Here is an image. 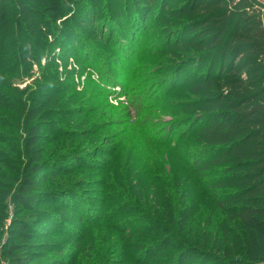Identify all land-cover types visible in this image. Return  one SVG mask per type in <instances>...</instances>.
Masks as SVG:
<instances>
[{"label":"trees","instance_id":"1","mask_svg":"<svg viewBox=\"0 0 264 264\" xmlns=\"http://www.w3.org/2000/svg\"><path fill=\"white\" fill-rule=\"evenodd\" d=\"M34 1L38 8L42 6L37 0ZM52 1L49 13L54 14L55 17L40 20L39 12L22 3L23 1L0 0V110H4L0 113L1 119L14 120L16 124L14 128L20 125L18 121L22 115L28 118L30 114L28 121H31L34 118L31 112L35 115L39 114L40 120L43 119L44 116L38 107H34L31 112L25 108L27 98H24L21 85L38 75L33 69L35 65L39 64V75L36 81L46 78L51 66L57 67L53 64L55 60L51 57V53L56 47L63 50L66 40H61V36L55 38L54 33L52 36V30L56 29L57 22L65 24L69 20L68 18L62 21L61 16L66 10L75 12L76 4L81 0H65L61 4L59 0ZM148 1L152 2V0ZM85 2L87 4L91 0ZM189 2L175 14L193 18L183 23L179 29L165 30L166 36L159 42L152 34L154 31L156 34L160 33L156 29H161V24L169 23L167 20L169 1H164L161 5L164 17L159 14L153 22L154 26L148 28L145 25L140 26L141 32L137 46L141 51L137 52V49H134L126 55L128 62L138 63L141 68V61L138 62V59L144 53L143 50L145 53L149 51L142 49L140 42L147 40L151 53L173 52L176 54L177 61L174 67L170 68L172 72L168 69V76L164 83L161 84L163 79L160 78L157 81L154 80L156 83L154 85L142 81L143 78L133 77L134 74H132L126 78L128 85L126 83L127 87L123 89V94H126V99L134 110L139 111L136 112L135 120L138 121L137 125L147 142L174 150V157L177 156L178 160L188 167L190 171L188 177L192 179L193 187L207 199L209 208L206 213L204 211L203 214L194 218L193 213L187 208L182 211L183 213L181 212L183 215L181 221L185 220L188 224H192L193 229L199 228L198 233L192 234L189 230V234L192 235L184 236L182 233L184 234L186 229L180 220L177 221L176 215H172V212L160 205H154L155 211L152 212L144 209L139 205L137 198L130 193L127 181L119 187L112 183L114 180H111L105 184L104 197L97 201V208L94 206L96 200L94 199L93 202L88 203L89 208L84 212L87 225H94V227L86 230L82 236L79 235V231L69 230L68 233L70 237L76 239L75 241L86 245L85 248L81 245L79 247L82 249L81 253L86 251L83 256L89 259V264L115 263L114 258H111L112 254H109L108 250L111 246L107 240L108 234H115L113 231L119 233L120 238L117 240L123 251L121 260L125 264H188L189 260L199 253L203 255L201 264H264V24L262 8L255 0H240L239 3L233 0H190ZM98 4H95V7ZM138 6L139 4L136 5L137 8ZM141 9L140 20L147 21L150 9L144 6ZM95 10L93 12V9L92 11L87 9L84 18L93 17V24L101 27L102 34L98 38H104L106 43L111 44L114 40L110 23L112 18H109L108 14L97 15ZM128 13L132 18V11ZM235 17L236 26L225 36L229 20L233 21ZM35 25L40 32L49 36L51 41L48 37L42 41L35 40L32 36L24 39L29 36L28 33ZM105 30L107 37L104 36ZM69 31L71 35L75 33V30L69 29ZM77 32L81 39V41L78 40L80 47L78 49L69 47L65 55L79 59L82 50L87 51V55L90 52H98L92 48V44L80 28ZM25 40H28L27 44ZM123 40L125 42V39ZM44 44L48 45L49 50H41ZM116 45L119 46L118 43ZM25 51L28 54L24 55ZM43 57L47 58L45 68L40 66V59ZM100 58L101 60L98 58L96 62H91L93 63L91 67H97L100 64L101 68L105 65L102 55ZM191 70H194V76H187L190 75ZM124 71L127 75L128 69ZM164 73L161 71L158 74L165 75ZM108 87L112 88V86ZM74 92L75 94L85 93L78 91L76 86ZM186 98L192 99L186 100ZM158 103L162 104V108L169 110L171 120L155 121L150 117ZM13 108H18L20 112L18 118L14 117L17 114L16 110H12ZM199 109L204 112L195 113ZM183 113H186V116L180 117ZM140 118L143 119L138 120ZM57 132L65 136L69 130L62 127L57 129ZM31 133L33 135L34 130ZM92 133L88 130L89 135ZM5 140L2 146L4 150L0 149V175L1 168H5L8 178L15 179L19 175H24L30 164L21 162L11 167L9 163L13 161V156L18 154L19 150H16L13 145L8 147L9 136ZM49 141V136L44 138L47 147L51 144ZM114 143L112 147L95 148L89 155L78 154L75 157L50 159L43 163L49 166L58 165L60 170L64 169L67 175H71L75 167L78 170L85 167H99L93 163L94 160L91 157L102 156L108 159L106 160L108 162H104L108 167L106 169L116 165L119 170L117 174L125 179L129 168L126 164H129V169L132 171H136V168H145V158L142 153L139 156L136 150H131L133 154L127 156L124 161L119 155L121 142L117 140L116 145ZM188 143L191 146L202 145L196 156H191L192 154L188 152L187 156L191 160L183 158L180 152L176 153L178 150H183L182 147L189 146ZM47 147L45 145V148ZM23 153L29 159L34 158V155L31 157L32 151L23 150ZM72 163L80 164L72 166ZM58 166L53 167L58 168ZM16 169L21 170L16 171ZM22 180V183L17 186L15 200L26 211L38 214L39 211L33 203L40 198L30 196L32 188L27 180ZM159 182L171 184V180H159ZM4 186L9 184L0 186V189ZM156 197L158 198L159 194ZM63 201L61 203L59 200L60 204L66 205V201ZM98 213L100 215H97ZM199 217L202 218L199 219ZM179 223L182 227L181 231H177L175 227ZM102 228L104 237L100 238L102 242L99 245L95 243L98 239L95 236L100 237L99 231ZM16 229L14 233L25 237V243L32 242L33 236L27 233L26 225H16ZM18 248L19 245H13L8 252L9 257L16 261H18L16 256ZM21 263L24 262L21 261Z\"/></svg>","mask_w":264,"mask_h":264},{"label":"rangeland","instance_id":"2","mask_svg":"<svg viewBox=\"0 0 264 264\" xmlns=\"http://www.w3.org/2000/svg\"><path fill=\"white\" fill-rule=\"evenodd\" d=\"M20 1L38 11L40 20L42 18L53 19L55 17L54 14L49 13L51 11L49 6H52V0H37L42 5L39 8L35 5L34 0ZM54 1L56 2V0ZM85 1L81 0L76 4L77 10L75 12L64 11L61 20L68 18L69 20L65 24L57 22L56 29L52 30V36L54 33L56 34L55 38L61 36V40H66L63 50L56 47L51 53V57L55 60L53 64L57 65V67L51 66L47 72L48 76L36 81L35 79L39 75V64L35 65L33 69L38 75L21 85V90L24 91V98H27L25 108L31 112L34 107H38L44 116L43 119L40 120L39 114L35 115L34 112H31L34 117L31 121H28L30 114L28 118L22 115L18 121L20 125L14 128L16 125L14 120L10 118L1 119L0 113V149L4 150L2 146L5 144V138L9 136L8 147L10 148L13 145L16 150H19L18 154L13 156L15 163L10 161L9 165L15 167L14 164L21 162L26 165L30 164L25 174L19 175L15 179L8 178L6 169L1 168L0 186L4 184H9V186H4L3 189H0V264H89V259L83 256L86 251L81 253L82 249L79 247L81 245L85 248L86 245L75 241L76 239L70 237L68 233L69 230L79 231V235L82 236L86 230H91L94 227V225H87L84 212L89 208L88 203L93 202L94 199H96L94 206L97 208V201L104 197L105 184L111 180H114L112 183L119 187H122V183L127 181L130 193L137 198L139 205L144 209L152 212L155 211L154 205H160L162 208L172 212V215H176L177 221L180 220V223L186 229L184 234L182 233L184 236L189 237L194 233H198L199 228L193 229L192 224H188L185 220L181 221L183 217L182 211L187 208L189 212L193 213L194 218L203 214L204 211L206 213L209 208L207 199L193 187L192 179L188 177L190 174L188 167L181 163L177 156L176 158L174 157V150L160 145H151L147 142L137 125L138 121L135 120L139 111L134 110L131 103L126 99V94H123V89L127 87L126 78L132 74H134L133 77L143 78L142 81L150 82L154 85L156 84L154 80L157 81L160 78L163 79L161 84L164 83L165 78L168 76V69L170 70L169 72H172L170 68L174 67L177 61L176 54L173 52L151 53L147 40L140 42L142 49L149 51L145 53L143 50L144 53L138 59V62L141 61V68H139L138 63L133 64L126 59V55L133 52L134 49H137V52L141 51L137 46L141 32L140 26L145 25L147 28L154 26L153 22L159 14L164 17L161 5L166 0H152L151 3L148 0H91L87 4ZM168 1L167 20H169V23L161 24V29H156L160 33L156 34L153 29L152 35L159 42L163 41L166 36L165 30L174 31L179 29L183 23L189 22L193 18L175 14L183 6H187L190 0ZM255 1L262 8L261 13L263 16L264 0ZM59 2L61 4L65 0H59ZM136 3L139 4L138 8ZM95 4H98V6L95 7ZM143 6L150 9V16L147 21L141 22L139 11L142 10L141 7ZM87 9L88 11L93 9V12L96 9L97 15L106 16L108 14L109 18H112L110 23L114 33V40L111 44L106 43L104 38H98L102 34L101 27L98 24H93V17L84 18V13ZM101 11L102 13H100ZM131 11L133 13L132 18L128 13ZM235 26L236 17L233 21L229 20L225 36H227L228 32H232ZM79 28L92 44V48L98 52H90L87 55V51L82 50L80 53L81 57L76 59L64 53H68L69 47H75L76 49L80 47L78 45L80 38L77 32ZM69 29L75 30V33L71 35ZM63 31H66V33H63ZM106 33L107 31L105 30V37H107ZM28 35L24 39L32 36L35 40L39 39L42 41L48 37L51 41L49 36L40 32L37 25L34 26ZM52 36L51 38L53 39ZM123 39H125V42ZM27 42L28 40H25L26 44ZM41 48V50H49L48 45L45 44ZM26 54L28 53L25 51L24 55ZM101 55L105 65L101 68L100 64L97 67H91L93 65L91 62H96L98 58V60H101ZM46 59V57L40 59L41 68L47 66ZM219 67L220 63L218 64ZM125 69H128L127 75L124 71ZM161 71H164L165 75H159L158 73ZM193 72L194 70H191L190 75L187 76H194ZM75 86L78 91L85 93L75 94ZM108 86H112V88ZM190 99L192 98H186V100ZM40 106L43 109H40ZM17 109H12L16 110L17 115L14 116L11 112V115L15 118L20 116V112ZM76 109L80 110L74 111ZM1 111L4 112L3 109ZM168 111L162 108L161 103H158L150 117L155 121H169L172 118ZM202 112L204 111L199 109L195 113ZM183 116H186V113H183L180 117ZM62 127L69 130L65 136H61L57 132V129ZM33 130L35 133L32 135L31 131ZM88 130L93 133L89 135ZM47 136L50 137L49 142H51L49 147L44 142V138ZM25 140L27 141L25 142ZM117 140L121 142L119 155L124 161L127 156L133 154L131 150H136L139 156L142 153L143 158H145L144 169L136 168V171H132L129 169V164H126L129 167L126 179L122 175L117 174L119 170L116 165L106 169L108 167L104 162L108 159L102 156L91 157L94 160L93 163L99 167H85L80 170L75 167L72 169L71 175H67L64 169L60 170L58 165L49 166L43 163L46 160L75 157L78 154L89 155L95 148L112 147L113 142L116 145ZM45 145L47 148H45ZM188 145L182 147L183 150H178L176 153L180 152L183 158H189L187 156L188 152L192 154L191 156H196L202 146H191L190 143ZM128 148L130 149L128 150ZM23 150L32 151L31 157L34 155V158L29 159V157H26ZM27 154L29 156V153ZM189 160L191 159L189 158ZM70 161L73 162L71 159ZM74 162H78V160H74ZM75 164L80 163H72V166ZM53 166H58L59 169ZM22 179L27 180L32 188L30 196L40 198L39 201L33 203V206L39 211L38 214L26 211L15 200L17 186L22 183ZM159 180H171V184L159 182ZM158 194L159 197L157 198ZM59 200L61 203L64 200L67 204L62 205ZM92 213L94 214L95 211L93 210ZM97 215L100 214L98 213ZM190 220L192 221L191 218ZM180 223L175 226L177 231H181ZM14 224L26 225L27 233L33 236L32 242L25 243V237L17 236L14 233L17 230ZM102 227L105 228L106 226ZM103 228L99 231L100 237H98L99 235L95 236V238H98L95 241L96 244L99 243L100 245L102 242L100 238L104 237ZM189 230L192 231V234H189ZM113 232L115 234H108L107 239L108 244L111 246L108 250L109 254H112L111 258L115 260V263L112 264H125L121 260L123 251L120 249L121 247L117 240L120 238L118 236L119 233ZM13 245H19L16 253L18 261L10 258L8 254ZM202 256L201 253L194 255V258H191L188 264H201L203 261ZM21 261L24 263H21ZM102 264L111 263L104 262Z\"/></svg>","mask_w":264,"mask_h":264},{"label":"built area","instance_id":"3","mask_svg":"<svg viewBox=\"0 0 264 264\" xmlns=\"http://www.w3.org/2000/svg\"><path fill=\"white\" fill-rule=\"evenodd\" d=\"M233 1L236 2V3H239L240 2V0H233ZM263 13H264V10H263ZM262 20H263V24H264V14L262 16Z\"/></svg>","mask_w":264,"mask_h":264}]
</instances>
